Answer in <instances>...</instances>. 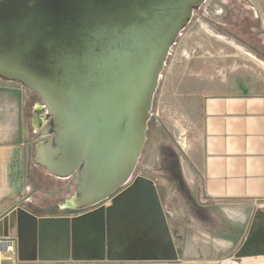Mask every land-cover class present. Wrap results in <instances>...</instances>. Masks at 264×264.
<instances>
[{"label": "water", "instance_id": "95a60500", "mask_svg": "<svg viewBox=\"0 0 264 264\" xmlns=\"http://www.w3.org/2000/svg\"><path fill=\"white\" fill-rule=\"evenodd\" d=\"M205 2L0 0V79L42 99L32 123L36 130L48 119L47 137L35 146V164L76 188L60 209L96 205L131 178L170 50ZM129 191L147 200L148 215L168 233L153 181L139 176ZM46 227L59 230L68 253L84 227L94 238L93 259L104 258L105 206L58 218L15 206L0 216V241L16 239L19 259L36 260Z\"/></svg>", "mask_w": 264, "mask_h": 264}, {"label": "crops", "instance_id": "0c3cea01", "mask_svg": "<svg viewBox=\"0 0 264 264\" xmlns=\"http://www.w3.org/2000/svg\"><path fill=\"white\" fill-rule=\"evenodd\" d=\"M255 52L260 53L264 64V51L256 49ZM257 66L244 70L237 81L226 86L222 83L202 96L200 168L205 201L198 218L209 221L219 211L235 210L242 212L244 221L248 220L246 230L228 238L232 244H237L233 252L224 257L215 256L212 249H194L181 244L164 207L160 184L152 175L133 174L110 198L76 209L77 212H61L69 210L59 208L66 201L58 205L60 212L35 209L28 195L29 177H34L31 183L35 191L47 187L48 180L59 183L64 178L53 176L45 167L35 164V146L41 141L38 138L47 137L41 135V131L48 119L34 130V106L30 122L25 125L24 111L30 89L1 79L0 216L15 206L39 218L78 217L105 206L106 239L104 258L95 260L94 238L84 227L72 240L69 253L62 244L59 230L46 227L36 260L21 261L14 239L12 250L0 251V264H264V67ZM202 78L204 83L213 84L210 75ZM139 176L153 181L168 233L148 215L147 200L131 196L129 190ZM62 190L43 191L52 195ZM257 214L252 237L248 239Z\"/></svg>", "mask_w": 264, "mask_h": 264}, {"label": "rangeland", "instance_id": "374dc122", "mask_svg": "<svg viewBox=\"0 0 264 264\" xmlns=\"http://www.w3.org/2000/svg\"><path fill=\"white\" fill-rule=\"evenodd\" d=\"M253 47L264 51V0H206L194 11L161 72L146 141L133 173L155 176L173 231L183 246L212 249L220 257L233 252L237 243L228 238L246 230L248 220L235 210L219 211L209 221L198 218L205 201L200 168L202 96L222 83L237 81L244 70L264 67ZM206 74L212 77V85L202 81ZM35 103L43 106L42 99L29 90L24 111L27 126ZM32 177L28 195L39 211L60 212L58 205L76 190L72 185L65 191L68 179H64L59 183L48 180L47 187L35 191ZM61 188L52 195L43 191Z\"/></svg>", "mask_w": 264, "mask_h": 264}, {"label": "built area", "instance_id": "2783aa9c", "mask_svg": "<svg viewBox=\"0 0 264 264\" xmlns=\"http://www.w3.org/2000/svg\"><path fill=\"white\" fill-rule=\"evenodd\" d=\"M8 242H10L11 244H9V245L6 244ZM14 244H15V240L14 239L1 240L0 241V245H1L0 248L5 249L4 251H9V250H12L13 249Z\"/></svg>", "mask_w": 264, "mask_h": 264}, {"label": "flooded vegetation", "instance_id": "af4514ba", "mask_svg": "<svg viewBox=\"0 0 264 264\" xmlns=\"http://www.w3.org/2000/svg\"><path fill=\"white\" fill-rule=\"evenodd\" d=\"M253 14V13H252ZM256 18V17H255ZM245 19V18H244ZM259 19V17H257L256 18V20H258ZM248 31H250V28L248 29ZM250 38V40L252 39L251 37H249ZM241 43H244L245 44V42L244 41H242V40H239ZM257 48H255V47H253V50L255 51ZM38 115H40V110H38L37 111V113H36V117L38 116ZM72 185H74V183H73V181H71L70 179H68V183L64 186V190L65 191H67L68 192V189L69 188H71V186ZM75 186V185H74ZM53 193H55V191H53Z\"/></svg>", "mask_w": 264, "mask_h": 264}]
</instances>
